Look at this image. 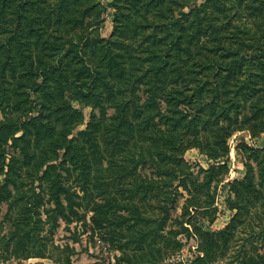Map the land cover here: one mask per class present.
<instances>
[{
    "label": "trees",
    "instance_id": "obj_1",
    "mask_svg": "<svg viewBox=\"0 0 264 264\" xmlns=\"http://www.w3.org/2000/svg\"><path fill=\"white\" fill-rule=\"evenodd\" d=\"M112 2L102 38L99 0H0V262L72 264L54 234L80 222L109 264H264V145L239 148L229 222L194 221L211 213L227 138L264 131V0ZM235 7L250 21L232 26ZM73 101L91 107L74 135ZM190 145L213 162L195 169ZM180 234L197 236L190 260L175 258Z\"/></svg>",
    "mask_w": 264,
    "mask_h": 264
},
{
    "label": "rangeland",
    "instance_id": "obj_2",
    "mask_svg": "<svg viewBox=\"0 0 264 264\" xmlns=\"http://www.w3.org/2000/svg\"><path fill=\"white\" fill-rule=\"evenodd\" d=\"M40 1V0H39ZM201 0H199L200 2ZM101 6V13L97 17L96 21L98 22L97 32L98 35L102 38H106L111 35L114 27V19H115V9L112 0H99ZM38 5V4H37ZM239 12L236 13L233 17H231V25H238L242 21H250L247 17L242 15L243 10L236 8ZM9 8H6V11L0 15V22H8L5 20L7 14L9 12ZM29 12L32 15H36V11L38 8L28 7ZM188 8L185 7L184 11H187ZM251 28L253 29L251 23ZM6 27H3V30H0V36L5 35ZM251 33V31L249 32ZM41 78L37 79V82H41ZM16 88H13V92ZM0 94H2L0 92ZM12 99H18L17 94H12ZM35 95L30 93V99L34 98ZM74 107L79 109L83 114V121L77 124L73 128V135L77 133L79 129H83L85 127V123L88 121L89 114L91 111V107L88 105H81L76 101H73ZM11 112H14V107L10 106ZM26 113L23 111V114ZM0 118H2L0 114ZM227 147L228 154L223 157L220 162L226 165V171L221 174L216 184H214V200L212 205L210 206L211 213H208L204 210V212L199 215L193 214L194 221L196 225H198L203 230H217L223 228L234 215L235 210L229 208L227 206V200L230 195V181L233 179H242L246 173V168L243 165L242 157L240 153V146L243 144L252 145L256 147H262L264 145V131L251 135L248 129H239L235 130L231 133V135L227 138ZM183 157L189 163L194 164L195 169L197 166H202L203 168H207L210 163H212V159H210L207 154L199 147L195 145H190L184 150ZM182 200H180L176 204V210L173 214H178L181 211ZM88 216L90 212L87 213ZM210 215H212V221L209 220ZM88 216L86 220H88ZM187 225V224H186ZM189 227L190 232L193 233V227L191 225H187ZM84 228V225L80 222H72L68 226L65 223L61 222L58 227L56 233L54 234V242L55 244H64L69 243L73 248L74 252L70 254L72 264H109L112 260V252L108 250V245L102 242L98 237H91L88 232H81V229ZM179 238L183 241V246L180 248L175 258L190 260L193 255L196 254V249L198 245V240L196 234H192L189 238L184 234H180ZM231 252L224 258H221L210 264H230L229 261L232 258ZM41 263V264H57L54 260L49 258H35L31 257L29 259H25L22 261L23 264H31V263ZM0 264H16L14 260L9 262H0Z\"/></svg>",
    "mask_w": 264,
    "mask_h": 264
}]
</instances>
